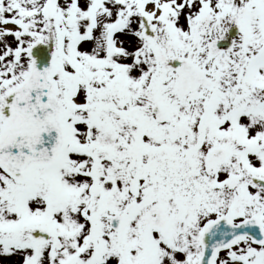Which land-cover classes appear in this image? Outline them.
I'll return each mask as SVG.
<instances>
[{"label": "snow or ice", "instance_id": "obj_1", "mask_svg": "<svg viewBox=\"0 0 264 264\" xmlns=\"http://www.w3.org/2000/svg\"><path fill=\"white\" fill-rule=\"evenodd\" d=\"M0 264H264V0H0Z\"/></svg>", "mask_w": 264, "mask_h": 264}]
</instances>
